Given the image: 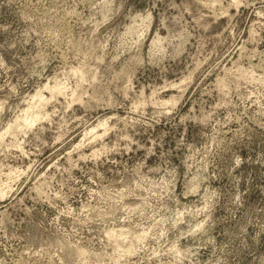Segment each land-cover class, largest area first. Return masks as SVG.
<instances>
[{"label": "rangeland", "instance_id": "374dc122", "mask_svg": "<svg viewBox=\"0 0 264 264\" xmlns=\"http://www.w3.org/2000/svg\"><path fill=\"white\" fill-rule=\"evenodd\" d=\"M0 264H264V0H0Z\"/></svg>", "mask_w": 264, "mask_h": 264}, {"label": "bare ground", "instance_id": "6f19581e", "mask_svg": "<svg viewBox=\"0 0 264 264\" xmlns=\"http://www.w3.org/2000/svg\"><path fill=\"white\" fill-rule=\"evenodd\" d=\"M219 1H221V0H218V2ZM52 93L60 94V93H62V90L58 89V88H54V89H52ZM36 97L38 99L37 105L43 104L46 101V99L44 98L43 95L38 94ZM31 109L34 110V107H29V109L26 111V116L24 117L23 120H24V122H29V125H34L40 119V116L37 112L30 113ZM18 125H20V124H18Z\"/></svg>", "mask_w": 264, "mask_h": 264}]
</instances>
